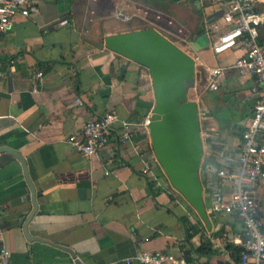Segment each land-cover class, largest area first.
Segmentation results:
<instances>
[{
	"label": "crops",
	"instance_id": "0c3cea01",
	"mask_svg": "<svg viewBox=\"0 0 264 264\" xmlns=\"http://www.w3.org/2000/svg\"><path fill=\"white\" fill-rule=\"evenodd\" d=\"M32 5L30 15L18 16L0 37V148L10 149L0 150V206L11 264H127L139 251L237 264L242 221L209 210L216 167L238 156L254 80L230 68L241 51L213 53L205 23L218 17L216 5L212 0H32ZM158 14L188 32L187 49L179 47L196 61L193 87L198 71L205 77L193 100L200 99L209 112L201 126L200 176L210 227L161 167L155 169L158 180L144 172L134 145H149L142 123L155 105L152 79L147 68L105 47L108 35L130 31L137 21L153 23ZM217 65L230 66L225 82L218 91L203 90L208 70ZM38 71L44 73L41 80ZM233 99L246 112L237 124L211 115L209 108L220 110ZM107 112L132 123V139L122 141L121 128H115L100 153L74 150L68 135ZM221 189L230 192L228 185Z\"/></svg>",
	"mask_w": 264,
	"mask_h": 264
},
{
	"label": "built area",
	"instance_id": "2783aa9c",
	"mask_svg": "<svg viewBox=\"0 0 264 264\" xmlns=\"http://www.w3.org/2000/svg\"><path fill=\"white\" fill-rule=\"evenodd\" d=\"M212 2L217 7L218 17L205 23V34L213 53L220 55L241 51V55L229 67L240 77L253 78L254 83L249 90L251 115L242 133L238 156L236 160L224 161L216 167L218 181L212 187L214 203L209 214H234L242 221L243 230L236 240L240 246L237 264H264V217L261 204V189H264V41L261 31L264 28V0ZM32 10V0H0V37L13 29L18 16L27 17ZM229 67L217 65L210 68L203 90L218 91L226 80ZM0 75L4 76V73ZM43 75V71L36 73L39 80ZM38 90V87H34V91ZM195 101L198 103L202 126L209 112L200 99ZM77 102L81 103V99H77ZM151 115L142 123V134L149 138V145L144 148L137 143L134 149L142 156L144 172L158 180L155 169L161 165L151 145ZM131 125L117 112L93 115L81 130L68 135L67 142L78 153L92 156L107 146L115 128H121L122 141L131 140ZM224 185L230 187V192L221 189ZM3 239V210L0 206V264H11V253L4 246ZM134 261L140 264H201L189 260L183 253L169 251H139L125 259L127 264Z\"/></svg>",
	"mask_w": 264,
	"mask_h": 264
},
{
	"label": "water",
	"instance_id": "95a60500",
	"mask_svg": "<svg viewBox=\"0 0 264 264\" xmlns=\"http://www.w3.org/2000/svg\"><path fill=\"white\" fill-rule=\"evenodd\" d=\"M105 47L150 71L155 95L153 151L172 186L210 227L200 176L204 144L198 103L184 89L196 74L195 59L154 27L108 35ZM261 204L264 217V189Z\"/></svg>",
	"mask_w": 264,
	"mask_h": 264
},
{
	"label": "rangeland",
	"instance_id": "374dc122",
	"mask_svg": "<svg viewBox=\"0 0 264 264\" xmlns=\"http://www.w3.org/2000/svg\"><path fill=\"white\" fill-rule=\"evenodd\" d=\"M152 18H153L152 20H154L153 23H149V22L142 21V20L135 22L134 25H131L129 27L130 31L138 30V29H132L133 26L134 27H138L139 29L150 28L151 26H155L154 28H157L164 36H166L168 39H170L176 45H178L180 47H183V48H186L185 47V43H184V39L188 35V32L186 30H184L182 27H180V28L176 27V25H173L171 23L172 21H170V20L168 21L166 18H164V16H162L160 14L153 15ZM261 31L263 32V34H262V36H263L264 35V28H261ZM149 74H150V71H149ZM197 76L199 78L197 79V81H196L197 83H196V85L194 87H193V83H194L195 76L192 77L190 80H188L184 84V89L185 90H188L189 88L193 87L191 89V96H190L192 99L195 97V94H197V92L199 90V86L201 84H204L202 82V80H204L205 77L203 76V71L202 70L198 71ZM210 94L211 93H208L207 95H210ZM154 97H155V95H154ZM233 97H234V95H233ZM209 109H210L211 115L215 116L216 118H217L218 115L222 116L223 117L222 120L224 122H227V123L232 121L233 124H237L242 117L246 116L245 110H243V107L238 102V100H235V99H233V101H231L228 105H226L224 107H221L220 110H218V109L214 110L212 108H209ZM233 116H234V118H233ZM160 167L162 168V166H160ZM162 170H163V168H162ZM163 173L168 178V176L166 175L164 170H163ZM261 194H263V189H261Z\"/></svg>",
	"mask_w": 264,
	"mask_h": 264
},
{
	"label": "trees",
	"instance_id": "16d2710c",
	"mask_svg": "<svg viewBox=\"0 0 264 264\" xmlns=\"http://www.w3.org/2000/svg\"><path fill=\"white\" fill-rule=\"evenodd\" d=\"M262 40L264 41V35L262 36ZM201 250V249H200ZM239 253H240V249H239Z\"/></svg>",
	"mask_w": 264,
	"mask_h": 264
}]
</instances>
